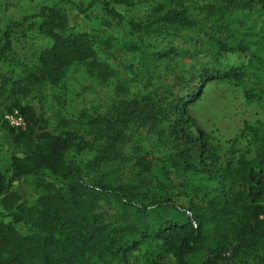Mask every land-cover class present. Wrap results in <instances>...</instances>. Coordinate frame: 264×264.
<instances>
[{"label":"trees","instance_id":"trees-1","mask_svg":"<svg viewBox=\"0 0 264 264\" xmlns=\"http://www.w3.org/2000/svg\"><path fill=\"white\" fill-rule=\"evenodd\" d=\"M94 1L120 25L119 43L87 29L75 31L70 14L57 5L43 6L35 16L0 30V98L15 100L8 112H18L25 124L23 129L7 126L23 151L10 159L6 173L0 171V264H235L247 259L264 264V121L248 129L245 153L237 155L231 147L223 162L188 107L201 98L210 80L241 85L245 66L203 68L188 79L174 74L173 83L186 93L181 89L175 94L166 85L152 89L157 65L164 64V73L170 75L168 64L179 51L164 40L156 47L152 39L159 32L168 31L173 39L185 35L194 47L206 37L216 57L249 54L251 63L264 66V22L258 26L260 22L251 20L258 14L264 17V0ZM72 5L86 18L94 4ZM116 8H135L136 16L127 17ZM200 15L204 17L198 20ZM233 19L236 25L224 40L205 25H226ZM32 29L46 45L35 62L21 64L13 36L28 40ZM99 42L104 53L120 48L121 63L130 70L128 80L120 78L125 75L114 67L109 52L105 56L97 50ZM75 71L89 87L96 83L112 94L105 112L81 110L75 121L58 115L49 126L34 108L19 103L45 85L61 89ZM243 94L254 99L250 91ZM145 140L162 153L165 173L153 174L160 166L157 159L155 165L139 156ZM72 153L87 158L81 165L70 160ZM129 160L134 163L126 169L136 184L124 182L114 170L99 172ZM170 175L180 176L183 184L200 178L207 191L173 189ZM24 182L33 184L32 202H24L13 190ZM150 185L155 188L150 190ZM181 196L186 203L178 201ZM149 245L157 249L143 261Z\"/></svg>","mask_w":264,"mask_h":264},{"label":"rangeland","instance_id":"rangeland-1","mask_svg":"<svg viewBox=\"0 0 264 264\" xmlns=\"http://www.w3.org/2000/svg\"><path fill=\"white\" fill-rule=\"evenodd\" d=\"M193 4L199 3L198 0H189ZM72 4H79L82 8H87L90 4H94L89 7L86 13V18L81 16ZM62 8L70 14V26L79 30H89L96 35L101 36L105 40H110L112 43H119L122 40L120 33L121 27L115 24L106 14H103L101 7L94 0H0V30H3L9 23L21 21L24 17L35 16L41 7L54 6ZM195 9V8H193ZM119 13H123L127 17H135L136 9H130L129 11L123 8H116ZM142 13V11H140ZM204 17L198 16V20ZM236 18V17H235ZM37 20L36 18L33 19ZM233 22H226V25L215 24L213 21L205 22L208 30L214 35L215 38L225 39L227 36V30L234 28L237 19H233ZM251 20L253 22H260L258 26L264 22V17L260 14L254 15ZM236 21V22H235ZM202 21H200L201 23ZM249 23V22H248ZM247 25V23H244ZM257 26V25H256ZM252 28V29H251ZM249 30H254L251 27ZM159 32L153 35L152 41L155 43L160 40H164V43H172L179 51L176 56L170 59L168 67L172 72L170 75L164 73L166 71L164 64H158L156 67L157 77L156 83L152 89L153 91L158 87L165 85L170 88L175 94L176 92L183 90L186 93L189 90H184L182 85L173 83L172 78L174 74L178 73L180 76H185L188 79V74H194L197 70L203 68L209 70L224 69L225 65L245 66L246 76L241 85L229 82H219L210 80L202 89V95L195 103L189 104V112L191 117L195 120L197 125L209 135L213 144L220 150L222 161L226 162V154L230 151L231 147L238 154L245 153V145L249 138L248 129L258 128L264 121V66H259L255 63H251L249 60V54L242 53H230L223 56L216 57L215 46L213 43L209 44L206 37H203L202 43L199 46L194 47V40L185 39V35H177L173 38H169L168 31ZM168 32V33H167ZM28 40H23L21 35L14 34L18 41L14 43L13 48L17 52V59L21 64L35 62L38 57L39 48L46 45V39L37 34L36 29L27 31ZM191 39L193 36L189 35ZM187 40V41H186ZM107 44V43H105ZM104 45L98 43L96 46L98 51L102 54H110V60L114 67H117L120 74V78L128 80V74H130L127 66L124 69V65L121 63L122 55L118 46H113L107 52H103ZM108 56V55H105ZM218 58V60H217ZM219 61V62H218ZM27 66V65H26ZM259 66V67H258ZM72 76L68 78L65 85L50 86L45 85L38 89H34L31 93L19 103L22 105H29L34 108L35 112L46 120L49 126L53 125L57 121V116L60 115L63 118L71 121H75L76 116L81 110H87L89 113L93 111L105 112L106 107L109 104V97L111 93H105L102 88H97V84L93 86L88 85L87 79H82L79 71L72 72ZM141 76H138L140 78ZM90 84V83H89ZM137 90H143V85H138ZM66 87V90H65ZM149 90V89H148ZM244 90L250 91L254 99L245 98ZM61 95L63 99H59ZM61 98V97H60ZM58 99L60 100L58 102ZM15 102L14 99L7 98V95L0 98V171L6 173L10 159L13 156L22 155V147L13 142L11 135L7 131V124L3 117L8 112V108ZM9 113V112H8ZM73 117H72V116ZM72 117V119H71ZM142 151L139 152V156H145L147 160L152 161L155 164V159L158 163L162 158V153L159 152L153 144L148 141H143L141 144ZM253 150L247 155L251 157ZM70 160L83 164L87 158L86 154L76 156L74 153L68 155ZM134 161L129 160L124 164L114 163L106 169H99L100 173H107L109 170H114L122 180L129 184H136L135 178L131 176L126 169ZM160 166L153 168V174H163L166 170L161 169ZM180 177V176H179ZM176 175H170V183L173 189L186 190L190 193L193 187H199L201 190H206L204 180L196 178L188 180L183 184L182 179ZM144 184L147 185L149 179L145 177ZM143 180L137 181L142 182ZM30 181V180H29ZM32 182H24L15 184L13 190L16 191L24 202H32L34 199V190ZM146 187V186H145ZM151 187V185H150ZM153 185L150 190L154 189ZM207 191V190H206ZM207 193V192H206ZM189 198V197H187ZM200 199V196L198 197ZM192 201H197L196 197L192 196ZM179 202L186 203L187 199L184 196L179 197ZM155 245H149L144 250L146 255L144 259L153 258V252L156 251ZM143 249H141V252ZM140 253V252H139ZM139 256L141 254H138ZM235 264H253L251 260H244V263Z\"/></svg>","mask_w":264,"mask_h":264},{"label":"built area","instance_id":"built-area-1","mask_svg":"<svg viewBox=\"0 0 264 264\" xmlns=\"http://www.w3.org/2000/svg\"><path fill=\"white\" fill-rule=\"evenodd\" d=\"M3 119L10 128L23 129L25 127L23 118L16 111L5 114ZM263 186H264V179H263Z\"/></svg>","mask_w":264,"mask_h":264}]
</instances>
